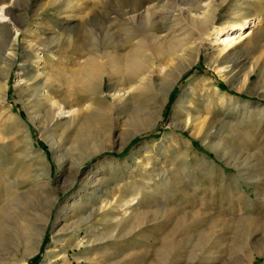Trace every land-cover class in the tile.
<instances>
[{
	"label": "rangeland",
	"instance_id": "374dc122",
	"mask_svg": "<svg viewBox=\"0 0 264 264\" xmlns=\"http://www.w3.org/2000/svg\"><path fill=\"white\" fill-rule=\"evenodd\" d=\"M60 2L0 0V264L9 252L13 264H264V0L215 3L214 28L246 18L253 30L216 63L214 28L196 55L200 32L192 22L173 26L157 10L162 38L183 37L195 55L164 98L156 68L167 70L173 55L145 44L140 57L153 76L125 82L130 91L117 102L102 46L121 38L120 0ZM92 57L105 74L104 93L67 82ZM42 62L51 76L45 90L65 109L36 119L47 99L31 106L25 90ZM102 102L103 118L94 113ZM145 113L157 123L130 136L125 118ZM95 144L102 148L92 153ZM32 228L42 240L25 257L29 248L16 238Z\"/></svg>",
	"mask_w": 264,
	"mask_h": 264
},
{
	"label": "bare ground",
	"instance_id": "6f19581e",
	"mask_svg": "<svg viewBox=\"0 0 264 264\" xmlns=\"http://www.w3.org/2000/svg\"><path fill=\"white\" fill-rule=\"evenodd\" d=\"M152 1L153 0H120V3H121L120 36L121 38L118 43L117 42L112 43L111 41L110 45L102 46L103 47L102 54L106 58V62H105L107 66L106 75L102 73L101 70H99L98 66L96 65V61H97L96 58L92 57L87 62V64H85L83 67H80V69L77 70L76 73L74 72L75 73L74 75H70L71 77L69 78L67 82H69V84H72V83L75 84V82H79L83 86L87 94H94L98 92V90L104 93V89H102L104 86V82H105L104 75L108 76V80L110 81L109 91L112 92L109 94L111 95L112 100H114L115 102L120 101L125 96L124 94L130 91V89L124 90L121 88V86L125 84V82H130V81L134 82L135 78H137L139 74H145L146 76V74L149 75L150 73L154 71V70L153 71L151 70L152 69L150 67L151 65H149V63H145L144 60L141 59L140 57V53L143 51L145 44L148 43L156 47L157 54L168 53V54L173 55L169 59L171 66L170 67L168 66L169 68L167 70H163L162 68L163 66L160 68H156L158 69V74L162 82V85L156 90L162 93L164 98L165 97L167 98L171 86L173 85L175 80L178 79L186 69L183 66L184 61L188 60L189 58H193V56L195 55V50H193L192 48L190 50H187V44L186 42H184L183 37L175 38L173 36V38L166 40V41L165 39L162 38V35L157 31L159 28V24L157 22L158 19H156V16H157L156 14H158L157 10L161 9L162 14L164 15L165 19L168 18L169 20H171V22L173 23V26L178 25L179 27V24L181 22L180 20L183 21V19H189V22L190 21L192 22L191 24H193V26H195L198 32H200V36H198V38L196 39L198 40L196 41L197 48H195L196 55H197L200 51V47L203 42L201 41L203 38L202 36L207 34L210 28H214L213 24H214V20L218 12V7L215 6V3L219 1L218 4L222 5V4H226L228 0H209L207 4H202L201 0H170L169 1L170 7H166V5H162V3L160 5L157 4L158 7L146 5L147 3L149 4ZM53 2L59 5L61 4L60 0H53ZM238 4L240 5L241 2ZM61 6H59V8L57 9H61ZM66 7H64V10ZM240 10L231 12L230 15H233V16L239 15ZM165 19H164V22H165ZM227 24H228V27L226 25L224 27L214 28L215 29L214 35L216 37L214 39V42L211 44V45H215V49H214L215 56L213 58L214 63L218 61L224 62L232 54L231 51L232 52L236 51V49L243 43L242 42L243 40L245 41V39L247 40L249 39L247 38V35L253 32V30H250V28H248L249 26L245 28V26H247L246 18L243 20L236 21L234 23H227ZM72 26L77 27V25L76 26L72 25ZM235 27L236 28L238 27V28L235 29ZM161 28H164L163 31L167 35L170 33L171 27H168L167 24L166 26L164 25L163 27L161 25ZM226 28L235 29V31L228 33V31L225 30ZM243 28L245 29L242 30ZM79 48L80 46L78 47V49ZM48 58L51 61V63L54 61L53 56H49ZM189 65H191V62L189 63ZM47 68L48 66H46V63L44 62L41 66V71H40L41 73L31 77L30 79H27L31 81L30 87L25 90L26 91L25 94L27 96L26 99L28 101L27 104L31 106H39L41 105L40 98L47 99V102H46L47 109L42 114H40V111L37 110L36 119L41 118V117H46L47 115L56 116L60 114V112L64 113V109H65V106L63 104L53 100L54 98L51 96L50 92L48 90H45L46 86H48L47 85L48 80L51 78L50 74L48 73ZM255 69L256 68L254 67L251 68V70L248 73H246L245 78L249 79L250 74L254 72ZM40 76H42L44 81L42 82V87L38 88V86H36L33 82ZM151 76H153V74ZM143 79L144 78H142L141 81H144ZM141 81L140 83H142ZM150 84L152 83L150 82ZM150 91L153 93L152 89ZM4 98H5V93H0V101L4 100ZM104 98H105V101L108 100L106 96ZM98 106H99L98 109L94 113L96 115H100L103 118V116H106L105 113H107L105 103L102 102L98 104ZM102 112H105V113H102ZM66 113L67 115H65V117H69L70 119H72L71 117L73 116L74 111L67 109ZM150 115H151L150 113H145L142 116H130L128 118H125V121H124L125 130L128 131V134L130 136H133L134 134H136V132H138L140 127L144 125L145 126L149 125V123L151 126L155 125L158 119L157 117H154L151 119ZM200 118H201V115H197L196 117L192 118L191 122L194 125L193 126L194 128L195 126H197L195 123H197V121H199ZM34 119H35L34 117L31 118V120H34ZM187 121H186V125H188ZM50 123H52V120H50ZM92 124L93 123L91 120H87L85 124L86 129L87 130L90 129L92 127ZM94 127H97V126L94 125ZM49 130H50L49 125H46L44 127V131L49 132ZM99 132L100 131L98 130L94 131V135L97 137ZM211 132L212 131L209 129L207 131L205 130L204 137L205 138L208 137L210 134H212ZM191 133L192 131L190 132V134ZM100 148H102L100 144H95L92 150V153L99 150ZM1 229L2 227L0 226V231H2ZM32 229L33 230L28 231L26 234L22 232L18 233L17 238H16L19 242L26 243L24 246L25 250L29 248V250L27 252L25 251L24 253L25 257L30 255L31 252L37 251L38 246L40 245L41 240H42L41 231L38 232L39 231L38 229H35V228H32ZM3 258L5 259V263L13 264V261L15 260V254H12V252L11 253L9 252L7 256ZM235 263L239 264L238 262L233 261V264ZM22 264H25V263H22Z\"/></svg>",
	"mask_w": 264,
	"mask_h": 264
},
{
	"label": "trees",
	"instance_id": "16d2710c",
	"mask_svg": "<svg viewBox=\"0 0 264 264\" xmlns=\"http://www.w3.org/2000/svg\"><path fill=\"white\" fill-rule=\"evenodd\" d=\"M38 259H39V256H36V257L34 258L35 261H37Z\"/></svg>",
	"mask_w": 264,
	"mask_h": 264
}]
</instances>
